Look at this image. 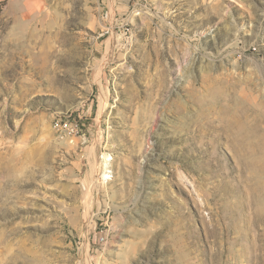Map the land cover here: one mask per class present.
<instances>
[{"label": "rangeland", "instance_id": "374dc122", "mask_svg": "<svg viewBox=\"0 0 264 264\" xmlns=\"http://www.w3.org/2000/svg\"><path fill=\"white\" fill-rule=\"evenodd\" d=\"M0 264H264V0H0Z\"/></svg>", "mask_w": 264, "mask_h": 264}]
</instances>
